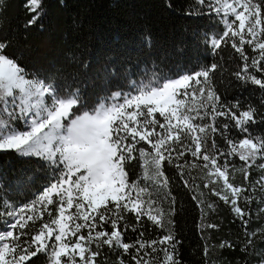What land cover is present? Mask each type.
Returning <instances> with one entry per match:
<instances>
[{
  "label": "snow or ice",
  "instance_id": "1",
  "mask_svg": "<svg viewBox=\"0 0 264 264\" xmlns=\"http://www.w3.org/2000/svg\"><path fill=\"white\" fill-rule=\"evenodd\" d=\"M41 5L42 0H27L25 7L35 15L26 27L37 23ZM196 5L214 12L223 25L205 34L202 42L214 56L230 44L243 62L232 75L264 90V0H196ZM188 14L207 13L196 8ZM7 47L6 41L0 42V152L39 158L51 178L26 204L0 199V208L6 210L0 211V218L7 217L0 229V264H35L33 258L41 254L46 264H98L104 246L122 249L134 264H180L181 241L168 227L176 209L166 191V165L176 169L185 187L191 186L186 175L201 173L203 188L230 205L241 220L247 237L242 250L254 249L257 232H248L245 217L250 211L238 201L252 203L254 197L245 194L255 190L249 169H264V136L253 135L248 127L264 122V113L251 104L242 108L239 101H221L213 74L226 70L222 64L197 65L173 75L153 65L139 82L129 79V91L105 95L89 108L79 89L64 92L30 75L18 58L5 53ZM232 128L247 135L235 140L228 135ZM233 156L243 161L239 168L231 163ZM133 161L139 162L141 173L130 181L128 166ZM236 172L243 174L245 186L232 182ZM255 184L264 191V175ZM165 200L168 208L163 207ZM206 207L214 210L215 204ZM259 211L264 213V207ZM145 217L161 235L145 238ZM205 226L217 227L200 225ZM129 230L137 238L125 242ZM220 247L234 246L222 241ZM207 252L205 247V256ZM119 264L126 262L121 258ZM258 264H264V255Z\"/></svg>",
  "mask_w": 264,
  "mask_h": 264
},
{
  "label": "trees",
  "instance_id": "2",
  "mask_svg": "<svg viewBox=\"0 0 264 264\" xmlns=\"http://www.w3.org/2000/svg\"><path fill=\"white\" fill-rule=\"evenodd\" d=\"M26 3L27 0L0 2V42L8 44L5 53L18 58V63L30 75L53 82L64 92L79 89L85 107L94 106L99 99L113 92L129 91V79L139 82L145 69L152 70L153 65L156 71L173 75L192 70L197 65L218 62L226 69L213 74L221 101H239L242 108L251 104L259 113H264L261 103L264 90L232 75L243 62L230 44L220 55L214 56L202 42L205 34L220 31L223 25L219 24V17L214 12L196 5V0H42V14L37 23L29 27H26L27 22L35 13L25 7ZM196 8L207 14H188ZM248 52L254 55L250 49ZM17 126L22 125L17 122ZM248 127L253 135L264 136V122L258 120ZM228 135L240 140L247 133L232 128ZM216 139L221 147H226L221 137ZM188 159L192 158L189 156ZM229 159L237 168L243 164L237 156ZM128 172L130 181L138 179L139 162L133 161ZM249 172L255 190L245 194H251L254 199L250 205L242 200L238 203L250 211V217H245L249 221L247 230L257 232V235L253 237L254 249L245 252L242 249L247 237L241 220L230 205L203 188L202 174L192 171V177H196L194 183L192 177L186 175L191 186L185 187L176 169L165 166L169 177L166 191H170L175 199L176 209L171 217L173 223L168 227L181 241L177 248L180 264H258L264 255V233L257 231L264 229V213L259 211L264 207L261 204L264 191L255 182L264 175V169L253 166ZM50 178V170L39 158L20 156L12 151L0 152V199L15 205L26 204ZM232 182L242 186L247 184L241 172L234 174ZM196 184L200 187L196 188ZM194 195L197 200L193 199ZM200 201H204L203 207L198 206ZM208 203H214L215 209L207 208ZM168 206L165 200L163 207ZM0 211L6 210L0 208ZM4 219L7 217L0 218V229H3ZM129 219L134 222L132 214ZM144 220L146 239L162 234V230L146 217ZM202 223L217 227L201 228ZM104 227L109 229L108 225ZM136 238L137 233L130 230L125 233V242ZM222 241H228L234 247L221 248ZM121 258L126 264H134L122 249L113 251L107 246L103 247L97 261L98 264H119ZM33 259L35 264H46L43 254Z\"/></svg>",
  "mask_w": 264,
  "mask_h": 264
}]
</instances>
